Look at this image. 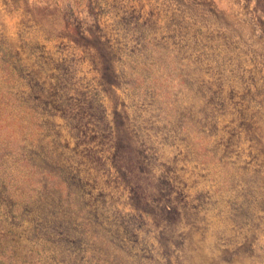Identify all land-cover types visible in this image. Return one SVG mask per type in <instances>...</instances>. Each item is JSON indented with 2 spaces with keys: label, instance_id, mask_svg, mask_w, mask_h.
<instances>
[{
  "label": "rangeland",
  "instance_id": "1",
  "mask_svg": "<svg viewBox=\"0 0 264 264\" xmlns=\"http://www.w3.org/2000/svg\"><path fill=\"white\" fill-rule=\"evenodd\" d=\"M0 264H264V0H0Z\"/></svg>",
  "mask_w": 264,
  "mask_h": 264
}]
</instances>
